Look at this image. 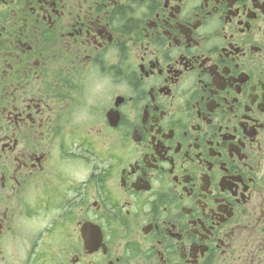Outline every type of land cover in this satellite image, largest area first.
I'll return each mask as SVG.
<instances>
[{
	"label": "flooded vegetation",
	"instance_id": "obj_1",
	"mask_svg": "<svg viewBox=\"0 0 264 264\" xmlns=\"http://www.w3.org/2000/svg\"><path fill=\"white\" fill-rule=\"evenodd\" d=\"M0 264H264V0H0Z\"/></svg>",
	"mask_w": 264,
	"mask_h": 264
}]
</instances>
